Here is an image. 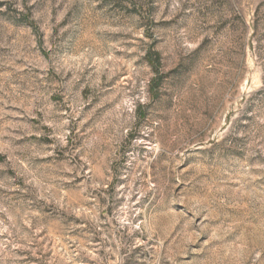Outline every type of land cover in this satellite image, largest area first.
<instances>
[{
  "label": "rangeland",
  "instance_id": "obj_1",
  "mask_svg": "<svg viewBox=\"0 0 264 264\" xmlns=\"http://www.w3.org/2000/svg\"><path fill=\"white\" fill-rule=\"evenodd\" d=\"M0 264H264V0H0Z\"/></svg>",
  "mask_w": 264,
  "mask_h": 264
}]
</instances>
